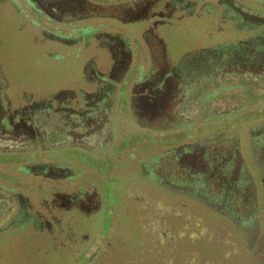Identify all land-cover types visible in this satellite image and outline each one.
<instances>
[{
    "label": "flooded vegetation",
    "instance_id": "1",
    "mask_svg": "<svg viewBox=\"0 0 264 264\" xmlns=\"http://www.w3.org/2000/svg\"><path fill=\"white\" fill-rule=\"evenodd\" d=\"M8 1L0 0V36L8 25L3 15ZM26 2L53 22L48 27L22 24L19 29L34 42L38 64L66 59L57 45L75 48L72 56L79 62L78 72L70 73V84L47 87L46 69L40 68L36 80L32 72L22 79L21 72L12 69L11 55L0 38V264H13L18 257L15 240L26 227L57 238L65 232L62 211L92 214L101 205L86 188L33 199L17 187H97L83 179L94 169H84L78 155L108 163L111 151L122 147L116 131L126 133L125 116L149 131H159L162 125L173 128L188 117L190 81L201 74L221 80L264 79V0ZM198 17L219 19L218 31L228 37L172 59L163 29ZM95 19L116 24L82 23ZM56 29L60 33L55 35ZM127 78L128 98L120 109L119 94ZM134 147L123 148L124 154ZM68 153L73 155L67 157ZM171 153L176 174L185 154L177 149ZM161 159L162 155L154 157V183L161 180L159 184ZM144 166L140 161L139 168Z\"/></svg>",
    "mask_w": 264,
    "mask_h": 264
},
{
    "label": "rangeland",
    "instance_id": "2",
    "mask_svg": "<svg viewBox=\"0 0 264 264\" xmlns=\"http://www.w3.org/2000/svg\"><path fill=\"white\" fill-rule=\"evenodd\" d=\"M8 3L3 8L6 18L4 23L8 25L0 38L5 43L3 47L11 55L12 69L21 72L22 79L32 72V79L36 80L40 75V68H43L46 69L47 87L70 84V73L78 72L79 61L72 56L75 48L57 45L61 54L67 58L56 61L54 65L48 62L38 64L40 58L33 47L34 42L26 32L21 34L19 29L22 24L29 26L33 23L48 27L53 22L36 14L26 0H9ZM198 18L173 23L163 29V33L168 36L166 43L170 47L172 59H180L188 52L207 48L228 37L218 31L219 19L212 22L210 19ZM82 23L116 24L106 19L87 20ZM54 33L56 35L60 32L56 29ZM140 62L142 64L143 60L140 59ZM122 84L118 99L120 109L125 108L130 78L125 79ZM258 87L255 84L254 87L251 86V93H255ZM213 93L214 91L206 94V97L209 98ZM192 103H188L191 118H180L178 125L173 128L162 125L159 131H149L146 127L137 125L131 116H125L126 133L116 131V140H121L122 147L111 151L110 156H115V159L107 156L108 163H102L85 153L78 155V162L84 169H94L87 177L82 178H87L97 187H17L33 199L37 195L75 193L86 188L95 195V202L101 205L92 214L81 213L79 210L62 211L60 219L65 232L57 238L43 233L36 234L31 226L26 227L15 240V254L18 257L12 263L255 264L256 260H253L250 250L255 249L257 254L258 251H264L261 243L264 236V140L255 144L264 133V105L240 111L238 115H222L209 120L208 115L197 111L199 108L207 109V106H199L200 102L196 106ZM248 111L253 114L250 118H246ZM131 133V136H124ZM212 136H228L238 142L240 163L246 168L248 176L247 178L244 175L243 179L246 182L248 179L253 187L255 205L260 215L256 231H251L253 221L249 218L243 223V226L250 228L246 234L240 229L234 231L235 242L228 239V236L233 235L226 226H223L222 231L216 230V227H221L219 221L208 222L205 213L195 211L190 204H186L188 201L179 198L177 193L168 188L175 185L169 180L174 171L171 168V152L174 153L176 149L183 151L187 147L195 148ZM135 144L137 147L124 154L123 148L127 149ZM255 145L260 149L257 150ZM54 154L56 152L52 151L49 155L53 157ZM67 155L69 157L73 153ZM157 155H162V168L159 173L162 184H159L161 180L154 183V157ZM142 160L145 166L140 169ZM183 164L184 161L180 160L179 167ZM196 164L201 167L200 161H193L192 165ZM110 165L114 167L113 173H110ZM216 231L219 234H215ZM196 238L209 240V245L196 247L190 244V239ZM235 252L239 254L236 255ZM210 253L214 254L209 255ZM225 257H228L229 262H225ZM258 260L257 264H263L264 257L259 259L258 256Z\"/></svg>",
    "mask_w": 264,
    "mask_h": 264
},
{
    "label": "trees",
    "instance_id": "3",
    "mask_svg": "<svg viewBox=\"0 0 264 264\" xmlns=\"http://www.w3.org/2000/svg\"><path fill=\"white\" fill-rule=\"evenodd\" d=\"M203 54L201 52L197 56H202ZM200 76V78L190 81L192 95L188 103L193 102L192 104L196 106L200 102L199 106L203 104L207 106V109L199 108L197 111L208 115L209 120L222 115H238L240 111L264 105V79L262 78L254 82L251 79L236 81L221 80L214 78V76L212 78L208 76L203 78V74ZM225 81L227 83H224ZM254 84L259 86L258 92L251 93V86L254 87ZM213 91L214 93L207 98L206 94ZM249 112L251 111H248L246 118L253 116ZM187 115V118H191V112L187 113ZM262 140H264V133L255 144H260ZM256 148L257 150L260 149L257 146ZM188 151L187 148L183 150L185 155H182L180 160L184 161V164L169 179L175 185L168 188L177 193L179 198L188 201L186 204H190L189 206L195 211L205 213L208 222L219 221L221 227H216V230L222 231L223 226H226L230 233L232 231L233 237L228 236L230 241H233L236 237L234 232L236 229H240L244 233L250 229L247 226H243V223L248 218L253 221L251 231H256L260 215H258V208L255 205L253 187L250 186L248 179L247 182L243 179L244 175L247 178L248 176L246 168L240 163L239 144L236 139L228 136H212L208 140L200 142L194 150ZM187 154L193 155V158L186 159ZM193 161H196V163L200 161L201 167L197 164L192 165ZM215 234H219V232L216 231ZM241 239L245 240L243 237ZM261 243L264 247V236ZM190 244L196 247L198 245L204 247L209 245V240L202 241L201 238L190 239ZM261 252L258 251L257 254L255 249L250 250L251 256L254 257L253 260L258 262V256L259 259L264 257V251L261 250ZM212 254L214 253L209 255ZM235 254L239 253L235 252ZM225 260V262H229L228 257H225ZM256 261L255 264H257Z\"/></svg>",
    "mask_w": 264,
    "mask_h": 264
}]
</instances>
